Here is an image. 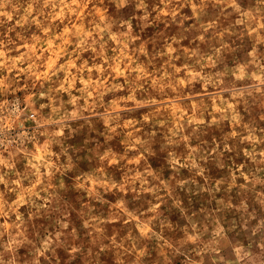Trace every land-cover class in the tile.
<instances>
[{"label":"clouds","instance_id":"clouds-1","mask_svg":"<svg viewBox=\"0 0 264 264\" xmlns=\"http://www.w3.org/2000/svg\"><path fill=\"white\" fill-rule=\"evenodd\" d=\"M11 2L0 0V264H264V0L154 7L167 31L195 29L162 43L145 38L146 0L128 18L129 0H27L9 23ZM33 41L50 55L29 56ZM213 169L251 195L200 219L185 198L208 193L211 208L225 182Z\"/></svg>","mask_w":264,"mask_h":264},{"label":"rangeland","instance_id":"rangeland-1","mask_svg":"<svg viewBox=\"0 0 264 264\" xmlns=\"http://www.w3.org/2000/svg\"><path fill=\"white\" fill-rule=\"evenodd\" d=\"M138 2H139V0H129L128 8L124 9L123 10L124 13H122V15L125 14L124 18H128V17H131V16L139 17V16L143 15L142 12L136 10V4ZM180 2L182 3L183 0H180ZM146 3L149 4V11H152V9L154 7H157V6L160 9H164L165 11H168L169 9L174 8V7H179V4L177 3V0H172V3L168 6L167 9L165 8L164 4L160 3V0H146ZM26 7H27V0H12L11 4H9L7 6V9H6L8 11H11L12 14H13V17H14V21L13 22H9V23H14L16 20H22L24 18V16H25L24 9ZM206 10L211 13L212 5L209 4L208 8ZM110 11H114V6H112L110 8ZM158 14L159 13L157 11H152V15H151V17L149 19L153 20L154 27H149L146 30V33L144 34L145 38H147L148 36H152V42L162 43L163 40L166 38V36L168 34L169 35H175L177 33L178 34H184V35L188 36L189 38H191V35L195 33V29L190 30L189 33H183V30L180 29L177 25H173L167 31V29H165V27H166V24L169 21L170 17L160 15L159 18L155 19ZM185 14L191 15L190 7L186 6V7H183V8L180 9V15L182 16V15H185ZM216 14H218V9L216 10V12L212 13V15H216ZM0 19H3V18H0ZM177 19L179 20V17ZM132 23H133L134 29H136L138 31L136 26H137V23L139 24V23H141V21L139 19H137V20L133 19ZM193 23H195V21H187L184 26L187 28L189 25H191ZM221 23L226 26V22L223 21V19L221 20ZM196 28L198 29L199 25H196ZM0 30H3V29H0ZM19 31H20V29H19V27H17L16 28V32H13L12 35L15 37L16 33L19 32ZM59 35L60 34L58 33L57 36H59ZM252 43H255V41L252 40L250 43H247L245 45L247 50L251 49V44ZM182 45L185 46V47H188L189 46V40H187V39L183 40L182 41ZM30 47L32 48V51L28 53L29 56L35 55V56H39L40 59H44L45 56L50 55V50L49 51H44L43 55H41V51L42 50H38V49H40V45L36 41H33L32 44L30 45ZM149 47H151V45H149ZM257 47H258V52H259L260 56L262 58H264V43H261V44L257 45ZM45 48H47V45H45ZM26 51H27L26 49H21L22 53L26 52ZM246 54L247 53L245 52L244 55L246 56ZM12 55H16V54L13 53ZM226 55L238 56L239 53H226ZM199 87L200 86L197 85V88H199ZM209 91L211 92V91H213V89L209 88ZM16 94L21 96V97H23V98H25V99H27V97L25 96V94L23 92H17ZM2 98H3V94H0V99H2ZM224 98H227V93L224 94ZM9 99H11L10 95H9ZM64 99L66 100L67 96H65ZM81 103H82V101H81ZM203 104L207 105V106H211L212 100L211 99H205L203 101ZM38 105H39V102H37L35 105H32L31 110L32 111H38ZM242 162H245L243 157H240V158H238L236 160L237 164L242 163ZM247 163H248V168L245 169V171L254 170V166L251 164V162L249 161ZM260 167H261V171L257 174L258 184H257L256 187H257V191H264V165H261ZM183 174L185 176L190 175L187 172V170H184ZM197 179H200V178H197ZM220 179H224L225 182L223 184H221L220 191L215 193V198L216 199L212 201L211 208L206 207L207 201L209 199H211V197L208 195V193H203L199 197H192V201H193L192 204H189L188 199L185 198V205L190 207V208H193L194 210H197L200 213V217H199L200 219H203V215H204L205 212L210 211V210H212V209H214L216 207H219V205L216 204L217 200L224 199L225 203H227L228 200L230 198H232L231 202L233 204H236V203H239V198H240L238 193L240 195H243V196H250L251 195L249 193H240V189L238 187L232 188L231 192H229V183L231 181H230V178L228 177L227 169H224V170L213 169V171L211 172L212 184L214 185L215 181L216 180H220ZM200 182H201V184H203V180L202 179L200 180ZM243 183H244L243 178H239L236 181V185L237 186H239V185H241ZM109 198H111V197H109ZM81 215H84V212H81ZM224 215L232 216V215H239V214L235 213L234 210H232V211L225 210ZM255 224H256V221L253 220L251 222V226L255 227ZM258 235H259V237L262 240H264V225L259 227ZM244 238H245V234L244 233H238L236 238L232 241V243L235 244V243H238V242H243ZM247 241H248L249 244H252V246L254 248L253 238L250 235L247 236ZM224 247L226 249H229L230 245L227 242H224ZM224 254H225V258L226 259L232 258V253H231L230 250L226 251ZM205 258L207 260L208 254H205Z\"/></svg>","mask_w":264,"mask_h":264}]
</instances>
